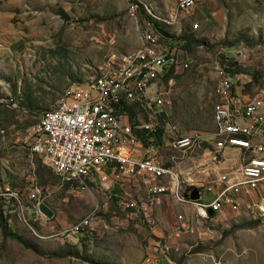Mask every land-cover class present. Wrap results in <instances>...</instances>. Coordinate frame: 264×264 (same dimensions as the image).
<instances>
[{"label": "rangeland", "instance_id": "1", "mask_svg": "<svg viewBox=\"0 0 264 264\" xmlns=\"http://www.w3.org/2000/svg\"><path fill=\"white\" fill-rule=\"evenodd\" d=\"M179 2L0 0V214L8 234L0 229V264H264V204L226 207L207 219L171 196L144 209V178L105 172V180L93 175L84 188L31 151L40 115L72 83L137 51L146 18L188 62L177 69L171 108L161 116L165 144L154 149L168 165L179 155L169 147L174 139L214 130L219 67L236 64L235 87L246 97L264 86V0H195L187 10ZM183 34L202 45L186 49ZM237 37L253 45H220ZM250 82L258 84L246 92ZM38 202L53 209L51 219L36 214ZM85 218L90 225L70 233Z\"/></svg>", "mask_w": 264, "mask_h": 264}, {"label": "built area", "instance_id": "2", "mask_svg": "<svg viewBox=\"0 0 264 264\" xmlns=\"http://www.w3.org/2000/svg\"><path fill=\"white\" fill-rule=\"evenodd\" d=\"M194 2L180 0L179 9L187 10ZM137 8H129L132 15ZM143 24L137 51L116 68L87 82L72 83L55 108L40 115L32 129L31 151L43 157L54 174L76 180L84 188L93 175L105 180V172L144 178V209L157 207L165 196H171L179 203L194 206L200 218L207 219L222 214L226 207L238 211L242 203L253 208L264 204V86L246 97L236 89L234 73H227L223 67L216 72L215 130L172 142V149L183 157L195 155L204 144L214 147L212 159L217 154L224 159L226 152H237V168L219 173L214 185H205L212 199L202 200V193L198 200L183 195L178 172L153 155L141 153L140 137L154 144L159 118L171 108L168 93L177 69L188 67V62H180L170 38H160L151 20L146 18ZM131 108L145 115L144 121L139 120L140 115L129 113ZM37 193L31 190L29 198L35 199ZM89 225V218H85L73 225L70 233L79 234Z\"/></svg>", "mask_w": 264, "mask_h": 264}, {"label": "crops", "instance_id": "3", "mask_svg": "<svg viewBox=\"0 0 264 264\" xmlns=\"http://www.w3.org/2000/svg\"><path fill=\"white\" fill-rule=\"evenodd\" d=\"M178 55L180 56L179 53ZM136 114L140 115L138 112ZM136 114H133V115H136ZM138 118L139 120L144 121L146 117L145 115L141 114ZM213 123H214V120H213ZM214 130H215V125H214ZM213 131H210L207 133H212ZM195 133H200V132H194L190 135H185V136H191V135H194ZM200 134L207 135L205 133H200ZM164 136L165 135H163L162 137V142L156 140V142L152 145L148 144L146 141V138L141 136L138 148L141 150V153L143 152L144 154L149 153L153 155L154 157L158 158V160H160L165 167L173 168L175 171L178 172V174L181 177L182 184L185 185V183H187V185L184 186L186 187V189H183V195L185 196L190 195L192 190L197 189L199 194L200 193L203 194L201 199L206 201V199L204 198L205 185L207 184L214 185L218 179L219 173H223L227 170L237 168V165H238L237 152H232V151L226 152L227 153L225 155L226 158L224 159L222 156L217 154L218 156L212 159L211 153L215 152V149L213 146L208 145V144H204L203 150L198 151L195 155H186L185 157H183L182 154H180L179 152H177L179 154L178 156L172 154L170 157L171 165H168L167 162H164L163 159L159 158L154 153V149H156L158 146H162L163 144H165ZM185 136H180L178 138L185 137ZM172 142L169 144L170 150L173 152H176L172 149ZM172 157L173 158L176 157V160L172 161ZM181 164L184 165L185 167L184 170L180 166ZM202 188L204 189V192L200 190ZM218 189L219 187L216 186L215 190H218ZM208 199L209 200L212 199V196L211 198H208Z\"/></svg>", "mask_w": 264, "mask_h": 264}, {"label": "trees", "instance_id": "4", "mask_svg": "<svg viewBox=\"0 0 264 264\" xmlns=\"http://www.w3.org/2000/svg\"><path fill=\"white\" fill-rule=\"evenodd\" d=\"M180 39L183 41L184 46H185L186 49L189 48L192 44H195V45H197V46L202 45V42H201V41L194 40V38L192 37L191 34H183L182 36H180ZM239 42H245L247 45H250V46L253 45L252 43L247 42V41H246L244 38H242V37H237V38L233 39L232 41H224V42H222L220 45H221L222 47H226V46L231 47V46H234V45L238 44ZM222 67L225 69V71H226L227 73H234V74H235V72H236V71H235L236 64H233V65H226V64H223ZM171 75H174V69L171 70ZM255 75H256V74H255ZM168 77H170V76H168ZM254 84H258V83L250 82L249 84H247V86H245V87L247 88V89H246V92L249 91V90H251V89H253V85H254ZM259 87H260V86H259ZM259 87H257V88L255 89V91L258 90ZM252 95H254V94H252ZM212 108L214 109V105H213ZM129 113H131V114H136L137 111H136L135 108H131V109L129 110ZM162 117H163V116H162ZM161 122H162V119L160 118V127H159V129H158V132L154 135L155 138H156V140H158V141H160V142H162V137H163V135H164V133H165V128H164L165 126H164V124H162ZM60 179H61V178H60ZM10 199H12L11 201L14 203L15 200H13V198H10ZM14 204H15V203H14ZM48 206H49V205H48ZM49 207H50V206H49ZM50 208H51V207H50ZM51 209H52V208H51ZM0 229L2 230V233H3V234H7V233L5 232V222L3 221V218H2V216H1V214H0ZM7 235H8V234H7ZM195 252H196V251H195Z\"/></svg>", "mask_w": 264, "mask_h": 264}, {"label": "water", "instance_id": "5", "mask_svg": "<svg viewBox=\"0 0 264 264\" xmlns=\"http://www.w3.org/2000/svg\"><path fill=\"white\" fill-rule=\"evenodd\" d=\"M189 198L192 200H198L199 199V193L197 191V189H194L191 191ZM38 210L39 212L45 216L48 219H51L55 212L53 211V209H51L46 203L44 202H38L37 204ZM210 215H213V212H209Z\"/></svg>", "mask_w": 264, "mask_h": 264}]
</instances>
